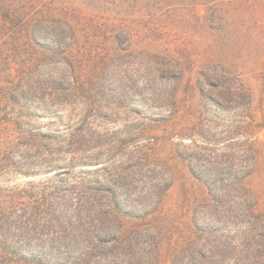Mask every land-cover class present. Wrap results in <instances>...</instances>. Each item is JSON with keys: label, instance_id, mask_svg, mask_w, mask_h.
Segmentation results:
<instances>
[{"label": "rangeland", "instance_id": "obj_1", "mask_svg": "<svg viewBox=\"0 0 264 264\" xmlns=\"http://www.w3.org/2000/svg\"><path fill=\"white\" fill-rule=\"evenodd\" d=\"M14 59L40 79L28 101L14 92ZM197 175L244 177L264 208V0H0V213L36 222L27 254L56 230L29 204L58 185L77 229L57 236L78 243L61 246V263L100 258L78 252L94 226L78 209L96 195L118 209L110 243L118 225L132 244L149 227L132 264H170L209 229V243L233 246L220 264H236L245 224L234 206L209 212ZM113 243L107 263H127L131 248Z\"/></svg>", "mask_w": 264, "mask_h": 264}, {"label": "trees", "instance_id": "obj_2", "mask_svg": "<svg viewBox=\"0 0 264 264\" xmlns=\"http://www.w3.org/2000/svg\"><path fill=\"white\" fill-rule=\"evenodd\" d=\"M11 70L15 71V80L13 82L14 92L18 93L19 98L24 100H29L31 91L34 90L36 85H40V79L32 74L33 63L23 61L19 62L18 59L15 61ZM23 64V65H22ZM209 77V75H206ZM217 90V89H216ZM209 92V93H208ZM213 91L204 92L201 91L202 102L205 104H215L220 106V101L218 100L219 93H217V98L212 99L210 93ZM102 107V105H100ZM196 176V175H195ZM201 180H203L206 185L210 201L207 202V207L209 212L213 213L216 217L221 213V208L226 209L227 207L234 206L238 211V218L241 222L245 224L244 230H241V236L243 235L242 241L238 243V261L236 264H264V208L258 203V199L253 193H251L250 188L245 183V178L238 179H219L217 175H197ZM229 182V187L235 189L238 193L236 198L233 195L228 197L226 194L220 193V188L218 187L219 182ZM232 184V185H231ZM57 194L49 193V196L45 197L42 202L36 200L34 203L29 204L33 208H37L40 205L46 206L47 217L45 222L54 227L55 233L53 237L42 245V248L37 254H27V249L29 243L27 241V234L30 228H35L34 219H28L26 216L22 220L20 215L15 214V209L13 212H1L0 213V264H57L61 259L70 260V257H64V252L60 251L61 246H65L67 250L70 251L71 246L77 245L76 240L72 238L59 237L57 234L61 233V230H65L69 225L76 230V226H72V221H74L73 211L71 208L69 195L60 193V187L55 185ZM232 197V198H231ZM96 199V195L93 197L85 198L84 206L78 209L80 216L86 214L90 222L94 223L93 228L90 231L86 229L89 234L88 239H82L84 244L82 249L78 252L81 255L89 256L100 254V258H96L95 264L102 262L107 263L108 255L112 254L116 249H120L113 242L119 245L127 243L126 246L130 247L132 252L129 254L131 257L129 261L125 264H132L133 259L139 262L142 254L137 253L135 247L139 246L138 239L142 238V233L149 229V227H139L136 228L137 236L135 237L136 243L132 244L129 235L121 231L118 225L116 236L112 243H110L108 237L111 233V228L108 224V219L111 215H116L115 211L118 209L107 210L102 204L94 205L92 199ZM45 202V203H44ZM60 203V205L58 204ZM37 207H34V206ZM118 217V216H116ZM76 228V229H75ZM94 229V230H93ZM71 232V231H70ZM68 231V233H70ZM76 234V233H75ZM203 241L197 242L198 240H190L184 246H181L176 253H174L170 258V264H189L196 257L199 259L198 264H220L226 260L227 254L233 251V246L230 240H220L218 243H209L210 239L216 234L215 229H209L205 233ZM72 240V241H71ZM142 240V239H141ZM154 243H147L148 247L153 248ZM80 248V247H79ZM146 248L145 246L143 249ZM69 252L67 253V255ZM122 253H118L117 257H120ZM143 258V257H142ZM91 261H86V264H90ZM61 263V262H60ZM61 264H64L63 262ZM134 264V263H133Z\"/></svg>", "mask_w": 264, "mask_h": 264}]
</instances>
